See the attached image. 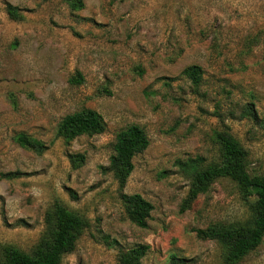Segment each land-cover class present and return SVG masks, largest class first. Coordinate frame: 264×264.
<instances>
[{"label":"rangeland","instance_id":"1","mask_svg":"<svg viewBox=\"0 0 264 264\" xmlns=\"http://www.w3.org/2000/svg\"><path fill=\"white\" fill-rule=\"evenodd\" d=\"M84 3L72 11L64 0H0V246L30 251L59 200L88 220L61 264H122L120 253L141 243L150 246L143 264H175L173 255L228 264L197 229L245 221L254 198L228 177L189 193L195 171L220 159L219 131L244 146L250 173L264 174V0ZM192 64L202 70L198 86L182 73ZM84 107L102 114L106 130L57 137L60 120ZM130 124L150 144L121 188L105 167ZM20 133L45 150L22 147ZM77 153L84 161L74 167ZM123 192L153 204L146 227L127 217ZM235 264H264V239Z\"/></svg>","mask_w":264,"mask_h":264},{"label":"trees","instance_id":"2","mask_svg":"<svg viewBox=\"0 0 264 264\" xmlns=\"http://www.w3.org/2000/svg\"><path fill=\"white\" fill-rule=\"evenodd\" d=\"M72 11L84 8V0H64ZM8 14L19 19V7L7 4ZM183 75L198 86L202 82V70L197 64L187 66ZM81 83L80 73L73 79ZM245 112L254 116L252 107ZM107 124L96 109L84 107L66 114L58 123L56 136L71 141L81 135H94L106 130ZM220 146V159L195 171L189 198L194 199L199 193H205L219 178L228 177L236 182L242 194L253 197L250 202V215L245 221L225 224L216 222L207 228L197 229L198 237L217 241L223 249L224 261L235 264L256 249L264 239V174H252L248 169L247 151L241 142L229 131L216 134ZM17 142L24 148L42 153L44 142L26 133H20ZM150 144L145 129L139 124H130L116 133L113 154L105 170L111 172L123 188L134 169V158ZM74 167L84 161L81 153L70 154ZM12 174V173H11ZM8 175V174H7ZM122 204L127 217L137 226L146 227L153 210V204L139 193H122ZM45 229L30 251H25L12 244L0 246V264H61L63 256L74 251L82 231L88 226V220L64 203L54 201L46 212ZM148 244H138L120 253L122 264H143ZM175 264H182L172 256Z\"/></svg>","mask_w":264,"mask_h":264}]
</instances>
